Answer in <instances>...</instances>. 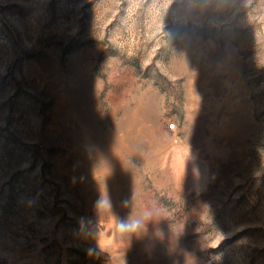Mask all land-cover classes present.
Masks as SVG:
<instances>
[{"label": "rangeland", "instance_id": "1", "mask_svg": "<svg viewBox=\"0 0 264 264\" xmlns=\"http://www.w3.org/2000/svg\"><path fill=\"white\" fill-rule=\"evenodd\" d=\"M0 264H264V0H0Z\"/></svg>", "mask_w": 264, "mask_h": 264}, {"label": "built area", "instance_id": "2", "mask_svg": "<svg viewBox=\"0 0 264 264\" xmlns=\"http://www.w3.org/2000/svg\"><path fill=\"white\" fill-rule=\"evenodd\" d=\"M171 127H175V123H171V125H170Z\"/></svg>", "mask_w": 264, "mask_h": 264}]
</instances>
